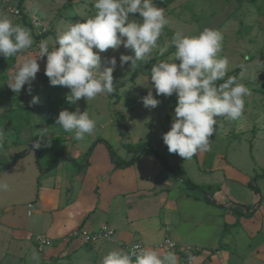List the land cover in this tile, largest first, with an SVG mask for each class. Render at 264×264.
<instances>
[{
    "label": "rangeland",
    "instance_id": "obj_1",
    "mask_svg": "<svg viewBox=\"0 0 264 264\" xmlns=\"http://www.w3.org/2000/svg\"><path fill=\"white\" fill-rule=\"evenodd\" d=\"M154 3L165 9L169 19L164 35L158 41L161 46L165 39H169L178 30L186 34H198L208 27L222 33V50L219 55L229 60L227 75L236 76L251 92L245 98V109L241 117L235 121L217 117L218 124L214 126L216 131L210 137L211 150L199 152L191 160H185L177 154L169 153L162 140L163 134L170 130L174 117L177 103L175 94L170 97L156 96L153 89V95L161 101L160 104L152 109L145 108L142 103V98L148 92V83L149 86L152 83L149 78L151 67L157 61L167 59L174 49L169 48L164 56H159L154 50L150 61H138L132 67L130 62L121 67L119 61L121 54L134 55L131 49L121 46L118 51L109 49L100 53L101 72L104 67L110 66L105 63L107 58L115 56L117 59L113 72L116 91L112 95H99L90 101L81 98L75 104L66 98L69 89L50 86L44 74L46 57L38 60L40 71L31 85V95L27 91L28 85L20 93H14L7 85L18 58L0 57V164H7L15 154L29 150L20 160L19 170L10 169L0 173V182L9 184V190L0 191V212L15 205L26 208L29 204L27 202L35 201L32 194L35 173L38 172L36 156L42 167L53 161L57 152L74 157V149L82 153L81 156L87 157L93 144L101 140L112 147L117 157L127 161L132 157L127 146L144 143L157 150L178 175L201 186L221 204H217L221 217L231 215L235 204L254 211L252 217L247 219L253 220L254 225L236 227L232 237L238 253L246 255L249 250L256 251L264 246V178L260 177L264 175V0H154ZM93 4L94 0H0V14L31 29L34 43L24 54L38 56L41 40L54 37L68 22H84L94 16L96 10ZM13 9L18 13L11 12ZM130 17L138 19V14H130ZM33 96L39 97L36 105H30ZM77 109L80 112L87 110L89 116L97 121L94 133L82 141H76L72 133L64 132L56 124L61 111L74 112ZM37 141L41 144L39 149L33 148V143ZM102 150L107 156L105 148L98 145L93 154L94 164L101 158ZM142 157L148 161L143 165L148 172L157 170L156 176L164 173V177H170V173L163 170L160 160L151 155ZM251 180H255L259 195L246 188ZM172 186L179 190L184 187L177 180ZM225 226L226 223H221L220 228ZM252 229L254 234L259 233L254 239L248 234ZM212 231L203 233V242L208 246L213 244L210 240L214 233ZM9 233L6 232L7 235ZM35 236L19 244L11 243L12 240L1 244L0 264H35L30 259L33 248L39 253L40 264H100L104 255L113 249L123 248L125 242H115L114 245L112 236V239H106L107 246L103 250H96L93 244L85 242L69 250V243L64 249L60 248L59 241L64 243L60 239L54 241V249L39 252L34 244ZM155 237L156 234H151L143 240ZM229 251L230 248H227V257L232 255ZM181 258L183 256L178 257V264H182ZM209 261L202 264H216L215 260L211 263ZM241 263L242 260L235 257L229 264ZM245 264H264V261L253 257Z\"/></svg>",
    "mask_w": 264,
    "mask_h": 264
},
{
    "label": "clouds",
    "instance_id": "obj_2",
    "mask_svg": "<svg viewBox=\"0 0 264 264\" xmlns=\"http://www.w3.org/2000/svg\"><path fill=\"white\" fill-rule=\"evenodd\" d=\"M93 7L96 10L94 16L84 22H68L54 37L41 40L38 56L24 54L34 43L31 29L0 14V57L18 58L8 87L14 93H20L28 85L27 91L31 95V85L40 71L38 60L46 57L44 74L50 86L69 89L66 98L70 103L75 104L81 98L90 101L116 91L113 72L117 59L115 56L107 58L105 63L110 66L101 72L100 53L109 49L118 51L121 46L131 49L134 55L121 54L119 61L121 67L129 62L132 67L138 61H150L154 50L164 56L172 48L174 51L167 59L159 60L151 67L149 78L152 83L151 86L148 83L147 95L142 98L143 106L154 109L160 104L153 89L156 96L175 94L177 103L171 127L162 136L168 152L191 160L199 152L210 151V137L218 124L216 118L239 119L245 109V98L251 95L249 88L236 76L227 75L229 60L219 55L222 33L208 27L198 34L178 30L161 46L158 41L164 35L169 19L165 9L157 7L154 0H94ZM130 14H138V19ZM38 103L39 97L33 96L30 105ZM56 124L64 132L72 133L76 141H82L94 133L97 121L87 110H63ZM40 147L39 141L33 143V148ZM7 190L9 184L0 182V191ZM30 259L40 264L35 248L31 250ZM100 264H178V257L173 251L161 253L137 243L128 250L109 251Z\"/></svg>",
    "mask_w": 264,
    "mask_h": 264
},
{
    "label": "crops",
    "instance_id": "obj_3",
    "mask_svg": "<svg viewBox=\"0 0 264 264\" xmlns=\"http://www.w3.org/2000/svg\"><path fill=\"white\" fill-rule=\"evenodd\" d=\"M98 145L105 148L103 144ZM97 146L87 157L72 149L76 155L70 158L82 166L80 170L70 162L60 161L49 172L35 173L32 194L35 201L27 202L31 208H28L29 204L26 208L15 205L0 212V245L10 240L11 243L19 244L33 235H42L50 238L52 243L46 250L54 249V241L60 239L64 241H59L60 248L64 249L69 243L68 249L72 250L82 242L72 239L74 231L94 232L107 227L114 232V245L122 241L139 242L161 253L173 251L177 257L183 256L180 259L182 264L188 263L189 256L192 257V264H202L206 260H210V263L215 260L216 264H229L235 257L242 260L241 264L253 257L264 261V246L240 255L232 239L236 227L247 228L249 224L254 225L253 220L241 218L243 220L237 222L232 213L221 217L222 213L217 208L219 203L215 199V205H211L187 197L182 192L184 187L181 190L173 188L172 184L176 180L171 175L175 181L164 177V173L156 176L157 170L148 172L146 166H143L148 161L143 157L127 169L114 170L105 148L107 156L102 150V156L95 165L93 154ZM51 162L44 167L40 165L41 169ZM20 166L19 160L10 169L19 170ZM149 184L150 188L147 187ZM221 223L230 226L224 236L226 226L221 229ZM212 230L214 233L210 240L213 244L208 246L203 242V233ZM6 232H10L9 235ZM251 233L254 234V229L248 231L251 239L259 234ZM151 234H156V237L143 240ZM166 240L173 242L175 249L160 248L159 245ZM106 241H97L93 244L94 248L103 250L107 246ZM227 248H230L232 254L228 257L225 255ZM194 253L197 255H192Z\"/></svg>",
    "mask_w": 264,
    "mask_h": 264
},
{
    "label": "trees",
    "instance_id": "obj_4",
    "mask_svg": "<svg viewBox=\"0 0 264 264\" xmlns=\"http://www.w3.org/2000/svg\"><path fill=\"white\" fill-rule=\"evenodd\" d=\"M97 144H103L105 146V148L107 149L108 156H109L111 163L114 166V170H116V169H127V168L133 166L134 163L139 158H141L142 156L151 155L154 158L160 160L161 164L163 165V168L165 170H167L175 180L180 181L184 185L182 192L187 197H191L195 200L203 201L207 204L215 205L213 198L201 186L195 185L192 182H190L189 180L184 179L180 175H178L172 167L167 165L164 157L161 156L157 152V150H155L154 148H152V147H150L144 143H138L134 146H127V150L129 153L132 154V157L129 160L124 161V160H122L116 156L112 147L108 143L101 141V140H98L97 142H95L93 144L92 148H90V151L88 153H90L92 151V149L94 148V146ZM27 152H29L28 149L24 150L21 153L15 154L14 157L7 164H0V173L5 172V171L9 170L10 168H12L19 160H21L25 156V154ZM60 161L70 162L74 166H76L78 170H80L82 168V166L77 164V162L74 159L67 157L62 152L55 153L54 159L51 162V164L48 165L44 169H41L40 161H39L38 157L36 156L35 165H36L39 173L42 174V173L49 172V171L55 169L58 166ZM260 177L264 178V175H261ZM246 188L249 189L250 191H252L256 195L260 194V191L255 184V180L254 181L251 180L250 182H248ZM253 213H254V211H252V210L249 211L247 208H244L240 205H236V204L233 205L232 214L236 217L237 222L241 218H244V219L251 218ZM229 228H230V226H226L224 228L222 236H224L227 233ZM192 255H197V253H194Z\"/></svg>",
    "mask_w": 264,
    "mask_h": 264
},
{
    "label": "built area",
    "instance_id": "obj_5",
    "mask_svg": "<svg viewBox=\"0 0 264 264\" xmlns=\"http://www.w3.org/2000/svg\"><path fill=\"white\" fill-rule=\"evenodd\" d=\"M15 12L18 13V11L16 9L11 10V12ZM28 208H31V205H28ZM114 235V232L106 227H103L97 231L94 232H87L84 230H78V231H74L71 235L72 239H79L82 242L85 243H89V244H94L99 240H106V239H110L112 236ZM139 242H128V243H124L123 248L125 250H128L131 245L133 244H137ZM34 244L37 247L39 252H44L46 250V248H48L49 246H51V240L45 236H40L37 235L34 237ZM141 244V243H139ZM141 246H143V244H141ZM144 247V246H143ZM160 248H166L169 250H173L175 249V244L169 240H166L164 243H162L161 245H159ZM187 264H192L191 260H188Z\"/></svg>",
    "mask_w": 264,
    "mask_h": 264
}]
</instances>
